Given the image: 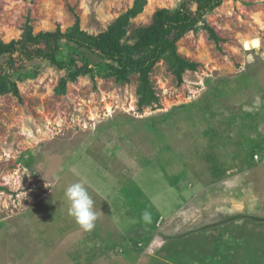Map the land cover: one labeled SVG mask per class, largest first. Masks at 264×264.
<instances>
[{"label": "rangeland", "instance_id": "374dc122", "mask_svg": "<svg viewBox=\"0 0 264 264\" xmlns=\"http://www.w3.org/2000/svg\"><path fill=\"white\" fill-rule=\"evenodd\" d=\"M145 1L129 37L183 0ZM134 2L0 0V37L77 23L99 35ZM205 21L220 43L202 25L186 34L177 53L197 70L179 83L159 62L149 106L137 74L60 91L77 58L64 42L55 63L13 77L20 98L0 95V264H264V0H224ZM81 180L100 213L92 231L67 212Z\"/></svg>", "mask_w": 264, "mask_h": 264}, {"label": "trees", "instance_id": "16d2710c", "mask_svg": "<svg viewBox=\"0 0 264 264\" xmlns=\"http://www.w3.org/2000/svg\"><path fill=\"white\" fill-rule=\"evenodd\" d=\"M223 2L183 0L175 10L157 11L153 23L135 30L132 37L128 35L131 20L143 12L145 0H135L131 9L99 35L82 31L78 23L66 33L58 29L38 35L27 25L18 40L5 43L0 37V95L9 93L20 98L13 77L22 76L26 66L35 60H51L55 63L64 42L76 48L73 55L77 58H73L75 71L61 81L60 91L64 93L68 82L76 81L80 76L94 77L98 73L104 77H114L119 82H128L131 75L137 74L138 104L149 106L157 101L149 75L159 62L165 60L171 66L179 83L183 82L184 72L197 70L196 64L186 61L177 53V43L186 34L197 31L202 25L210 40L220 43V38L207 25L205 17Z\"/></svg>", "mask_w": 264, "mask_h": 264}, {"label": "clouds", "instance_id": "9594fccd", "mask_svg": "<svg viewBox=\"0 0 264 264\" xmlns=\"http://www.w3.org/2000/svg\"><path fill=\"white\" fill-rule=\"evenodd\" d=\"M69 202L67 212L73 217L84 231H92L100 213L96 210L95 201L84 181L70 184L64 192ZM144 218L148 219L149 213L145 212Z\"/></svg>", "mask_w": 264, "mask_h": 264}, {"label": "built area", "instance_id": "2783aa9c", "mask_svg": "<svg viewBox=\"0 0 264 264\" xmlns=\"http://www.w3.org/2000/svg\"><path fill=\"white\" fill-rule=\"evenodd\" d=\"M255 158L257 159L258 157L256 156Z\"/></svg>", "mask_w": 264, "mask_h": 264}]
</instances>
